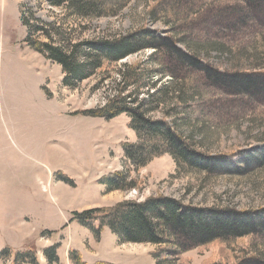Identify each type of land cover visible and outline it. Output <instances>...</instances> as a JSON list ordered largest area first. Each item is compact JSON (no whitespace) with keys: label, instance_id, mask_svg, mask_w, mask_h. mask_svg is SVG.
<instances>
[{"label":"rangeland","instance_id":"1","mask_svg":"<svg viewBox=\"0 0 264 264\" xmlns=\"http://www.w3.org/2000/svg\"><path fill=\"white\" fill-rule=\"evenodd\" d=\"M260 2L262 10L253 13L241 0H107L99 6L102 17L85 18L48 0H0V251H33L39 264H50L44 251L54 245L61 264H75L72 253L85 264H156L153 254L175 264H264V97L220 88L187 65L164 63L166 54L154 56L153 49L110 65L106 81L99 73L67 88L62 68L28 47L21 21L32 9L35 19L58 23L75 42L146 29L214 70L253 74L264 73ZM122 73L137 83L126 94L138 96L148 116L167 119L192 151L215 159L210 172L178 170L170 154L137 171L123 152L125 143L139 142L131 117L81 114L100 109L123 88ZM117 171H127L138 188L109 192L100 184ZM160 196L246 216L254 232L173 256L171 247L121 244L109 229L96 240L73 221L75 212Z\"/></svg>","mask_w":264,"mask_h":264},{"label":"trees","instance_id":"2","mask_svg":"<svg viewBox=\"0 0 264 264\" xmlns=\"http://www.w3.org/2000/svg\"><path fill=\"white\" fill-rule=\"evenodd\" d=\"M241 1L245 2L248 10L252 9L253 13L262 10L259 5L261 0ZM106 2L107 0H48L53 7L72 11L75 15L85 18L102 17L100 7ZM21 21L28 33L26 39L28 47L62 68L64 75L62 83L67 88H77L81 82L99 73L106 76L102 79L106 81L110 78L108 72L110 65L147 49H153L154 56L166 54L164 63L167 61L168 65L177 63V68L187 65L204 74L220 88L242 89L248 94L264 97V73L230 74L214 70L210 65L202 63L196 54L178 48L172 38L157 36L150 30L143 29L114 38L102 37L75 42L63 32L58 23H44L35 19L32 9L21 13ZM167 69V74L178 78L179 73ZM123 76L124 87L114 93L111 92L103 107L84 111L81 114L106 121L122 114L131 117L129 127L137 133L139 142L125 143L123 152L137 171L150 164L154 158L170 154L176 161L178 170L195 168L210 172L208 168L215 159L206 158L192 151L186 138L167 119L153 120L148 116V111L143 109V101L140 102L138 96L133 98L132 92L126 94L128 88L137 83H129L124 74ZM160 93L162 92L151 94L150 98H156ZM156 104V107L167 105L164 101H156ZM100 184L109 192L131 191L138 188L137 182L127 171H117L104 176ZM73 217V221L88 228L96 240L101 238L105 229H109L121 244L171 247L174 248L173 256L226 241L230 236L242 237L254 232L253 221L246 216H234L233 212L226 214L214 209L187 206L177 199L163 196L150 197L144 202L125 201L111 207L90 209L82 213L75 212ZM58 249L59 245H54L44 251L50 264H61L57 254ZM72 255L75 264H85L80 253H72ZM0 258H12V264H39L35 252H14L10 247H6L0 253ZM153 259L156 264L176 263L168 258L160 260L158 254H153ZM247 262L245 264H262L254 260Z\"/></svg>","mask_w":264,"mask_h":264},{"label":"crops","instance_id":"3","mask_svg":"<svg viewBox=\"0 0 264 264\" xmlns=\"http://www.w3.org/2000/svg\"><path fill=\"white\" fill-rule=\"evenodd\" d=\"M11 220H12V219H11ZM0 224H1V223H0ZM3 249H4V248H3ZM3 249H2V250H3ZM2 250H1V251H2ZM1 251H0V252H1ZM10 260L12 261V259H10ZM11 261H9V264H10Z\"/></svg>","mask_w":264,"mask_h":264}]
</instances>
